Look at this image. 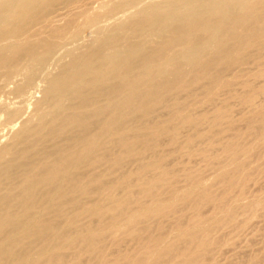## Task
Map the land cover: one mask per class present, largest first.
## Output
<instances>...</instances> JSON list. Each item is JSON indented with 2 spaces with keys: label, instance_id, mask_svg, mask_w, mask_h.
<instances>
[{
  "label": "bare ground",
  "instance_id": "6f19581e",
  "mask_svg": "<svg viewBox=\"0 0 264 264\" xmlns=\"http://www.w3.org/2000/svg\"><path fill=\"white\" fill-rule=\"evenodd\" d=\"M38 80L0 145V264H229L264 217V0H0L10 128Z\"/></svg>",
  "mask_w": 264,
  "mask_h": 264
},
{
  "label": "rangeland",
  "instance_id": "374dc122",
  "mask_svg": "<svg viewBox=\"0 0 264 264\" xmlns=\"http://www.w3.org/2000/svg\"><path fill=\"white\" fill-rule=\"evenodd\" d=\"M91 6L95 7L96 3H93ZM104 22L102 21L103 24H108L111 21L105 20ZM86 30L88 33L85 31L84 37L79 40L80 42L90 39L93 35L94 29L92 27H89ZM51 70L54 71L55 69L51 68ZM254 82L258 84L260 83L262 84L263 79L258 78L255 79ZM42 87H43V82L41 80H38L34 89H32V92L30 94H27L25 98H23L22 102L18 104L19 107L21 108V115L15 121L13 127L10 128L8 125L5 124L4 113L0 111V145L9 141L13 132L20 126V123L23 121V119L31 115L34 109L35 100L42 96ZM263 96L264 94L259 97V100L260 99L264 100ZM241 109L242 106H240L239 104L235 105L236 113H238ZM201 162L202 161L200 158L194 159V163H196L197 165L201 164ZM210 175L211 173L209 171H206L205 177H210ZM259 188H261V192L262 194H264V181L262 180L261 182L249 181L248 194L256 191ZM206 211H208V208L206 209ZM226 234L233 237V244L225 245L223 247L220 255L218 256L219 262L221 263L227 262L229 264H244V260L248 256L258 252L263 257L262 262L260 261V264L261 263L264 264V254H263L264 253V217L261 216V211L260 212L257 211V213L254 216H252V218L247 222L246 226L243 229H241L239 232L235 233L226 230ZM244 251L246 254V256L244 255L245 257H243Z\"/></svg>",
  "mask_w": 264,
  "mask_h": 264
}]
</instances>
